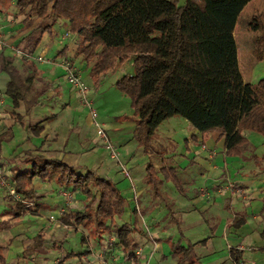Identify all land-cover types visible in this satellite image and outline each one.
Listing matches in <instances>:
<instances>
[{"label":"trees","instance_id":"obj_1","mask_svg":"<svg viewBox=\"0 0 264 264\" xmlns=\"http://www.w3.org/2000/svg\"><path fill=\"white\" fill-rule=\"evenodd\" d=\"M134 1L15 0L18 14L24 16L17 33H26L13 54L6 52V48L0 53V73L9 77L5 95L11 101V113L17 123L39 137L44 128L40 122L33 124L31 119L56 85L44 75L34 57L46 35L57 37L56 25L60 22L73 36L75 57H82L88 65L95 87L102 77L112 75L125 64L130 65L131 69L115 82L116 88L130 99L133 109L130 116H121V119L134 123L133 137L149 157L145 182L152 197L164 201L169 209L165 229L176 226L179 233L177 240L168 238L171 252L169 256L162 255L161 263L172 259L174 264H203L195 248L204 241L192 243L185 238L181 217L161 189L163 183L152 161L154 154L161 153L160 145L151 134V122L159 106L165 104L169 107L168 114H184L204 141L211 133H218L217 139L223 140L228 156H247L264 171V149L258 154L247 136L252 133L264 137V77L256 83L244 79L234 35L239 14L251 0H158L167 2L159 6L155 15L146 18L141 27L149 34L162 37L164 46L155 39L134 41L129 36L122 43H108L99 33V27L125 13ZM157 68L163 71L154 80L152 89L144 92L146 73ZM21 108H24L22 113ZM144 111L147 112L142 116ZM13 138L11 128L0 133V152L3 143ZM196 138L194 135L193 139ZM11 163L2 169L16 195L8 191L5 196L7 219L0 221V231L11 229L29 214L36 215L42 207L43 196L34 187L35 179L54 182L77 191L84 199L81 209L61 215L62 225L82 230L84 242L92 239L105 244L104 236L114 235L109 246L121 250L125 259L137 261L135 251L140 245L137 227L129 222L115 224L125 213L127 199L112 179L92 170L81 172L62 158L48 156L42 146L25 150ZM176 171L173 167L161 168L166 179L181 194H186ZM245 223V216H236L232 226L240 228ZM261 235L264 237V231ZM46 242L41 231L26 250L44 254ZM9 245L10 242L0 243V264H8ZM77 255L69 253L57 264H66ZM230 256L235 264L245 263L242 250L231 248Z\"/></svg>","mask_w":264,"mask_h":264},{"label":"crops","instance_id":"obj_2","mask_svg":"<svg viewBox=\"0 0 264 264\" xmlns=\"http://www.w3.org/2000/svg\"><path fill=\"white\" fill-rule=\"evenodd\" d=\"M5 2L6 0H0V4ZM240 26L250 29L251 32H256V40L263 43L264 0H251L244 7L239 14L234 35L236 29ZM46 37L49 36L46 35L43 38L36 56H44L47 53L48 55L43 62L49 63L43 66L50 67V62L56 54L52 51L41 50L46 47ZM236 42L238 58H240L237 38ZM1 51L2 48H0V53ZM57 61H59V64L55 65L64 69V57H59ZM77 63H75V66ZM263 63L264 54L256 61L250 81L247 82L256 83L264 77L252 81L255 73H264ZM44 73L56 85L55 91H51L46 96L47 100L51 98V100L58 99L62 101L70 95V92L61 86L63 78L66 79L65 69L57 73L55 68H52V70L50 69ZM79 75L89 84L92 92L93 82L89 74ZM105 77H102L100 83L103 82ZM8 80L9 77L6 73H0V98L5 100V106H8V103L11 102L5 95ZM71 90L75 99H72L67 106H65L66 104L61 105L62 103L59 104L56 110H60L61 113L55 112L56 115L52 120L40 122L44 128L43 132L39 137L33 135L31 146L24 148L22 153L25 150L42 146L48 156L62 158L66 162L77 166L81 172L92 170L101 176L112 179L127 199L125 213L121 219L115 220V224L129 222L137 227L136 237L140 245L135 251L137 261L134 262L136 264H174L172 259L161 263V257L162 255H170L171 249L168 238L173 237V240H177L179 239V233L176 226H172L169 230L165 229L168 213L165 209V202L155 200L145 182L146 166L149 158L145 154L144 148L134 140V123L127 121H125L126 123H117L112 125L111 131L108 132L107 130L114 144L118 148L122 147L124 155L120 160H112L107 150L104 153L109 157L108 162H104L103 159L100 161L95 160L90 153L96 149L98 143L94 144L88 141L86 143L85 140L80 138L81 118L78 110L84 105L80 102V96L76 88L72 86ZM10 105L12 106L11 103ZM65 112H68L69 117L67 122L68 131L75 133L73 137L61 136L57 127H54L57 123L67 121L63 120L64 118L60 119ZM146 112L144 111L142 116ZM90 115H92L91 111ZM156 119L155 113L151 122V134H154L157 138V135L164 133L173 137L177 136L175 135L176 130L184 127L185 141L193 135H196L199 139L198 143H195L197 146L190 143L188 151L185 147L181 153L173 150L170 155L174 156L175 163L181 165L186 171L184 172L185 185L192 188V192L196 191L190 193L188 197H184L183 203L176 205V211L181 217V229L185 238L192 243L204 241L195 248L201 262L203 264H235L230 256V249L237 248L244 252V264H264V237L261 235L264 231V171L262 168L249 160L247 156H228L223 140L217 139L218 134L216 136L209 135L208 139L203 141L201 134L190 126L186 118L177 113L168 114L158 128ZM3 121H5L3 126L6 127L0 133L11 128L14 134V138L8 142V146H10L16 141V130L20 124L14 123L8 114ZM32 123L36 124L39 121L34 123L32 119ZM76 134L79 135L75 136ZM247 136L257 147V153L261 154L264 149V137L259 138L253 136L252 133H248ZM5 152L6 149L3 143L0 152L1 162L8 163L3 169L12 164L11 160L15 156L22 154L16 152V154L10 156L9 154L6 155ZM192 158L194 159L192 163L194 162L196 166L188 170L186 166L189 159ZM125 166L128 174L123 170ZM0 169L2 170L1 167ZM232 174L236 175L240 181L233 182L234 186L229 187V184L225 185L227 183L226 177ZM34 187L43 196L41 200L42 207L37 214H29L11 229L0 231V243L10 242L7 253L8 264H55L73 251L78 255L68 259L65 262L66 264H133V261L124 258L121 250L109 246L110 241L112 242L115 239L114 235H105L104 239L107 241L105 244L96 243L92 239L84 242L82 240L84 233L82 230H75L72 227L62 225L60 217L63 213L79 210L83 206V197H78L79 200L75 203L73 201L69 203L65 198V191L73 192L74 197L80 195L77 191L60 187L54 182L43 183L39 179L34 180ZM167 188L173 190L171 187ZM238 188H241L244 194L237 193L235 190ZM1 201L4 208L0 210V221H3L7 219L5 215L7 205L5 198L1 197L0 193ZM238 204H242L243 207H237ZM235 206L238 210H235ZM229 211L232 215L229 214ZM51 216H54L57 220H51ZM236 216L246 217V223L240 228L232 226ZM41 231L45 233L47 240L45 243L46 253L28 252L26 248L33 243L35 236ZM256 237L262 240L261 245L253 243ZM183 244L185 245L186 241H183Z\"/></svg>","mask_w":264,"mask_h":264},{"label":"rangeland","instance_id":"obj_3","mask_svg":"<svg viewBox=\"0 0 264 264\" xmlns=\"http://www.w3.org/2000/svg\"><path fill=\"white\" fill-rule=\"evenodd\" d=\"M166 2L167 1L160 3L158 0H135L133 4L131 5V7L125 13L111 18L108 22L100 26L99 33L105 38V40L108 43H114V44L122 43L124 40V37L129 36L134 41L145 40V39H155L161 46H164V41L162 37H160L159 35H152V34L145 32L142 29L141 25H142V22L146 18L155 15L159 10V6ZM0 9H1L0 27L2 28V31H3L2 32L3 33V37H2L3 43L2 45H0V48L2 49L6 48L9 54H13L16 49V43L26 33V32L22 34L17 33V30L22 25V20L24 16L18 14V9L16 8V5H15V0H11V1L6 0L4 4H0ZM56 29L58 33L57 37L55 38L46 37V41H47V44L45 45L46 47H43L41 49L42 51L46 50L47 52L52 51L56 54V56L52 58L50 62L51 63L50 67L43 66V65L48 64L49 62H39L40 69H42L44 72H48L50 69L52 70V68L53 69L55 68V72L59 73L64 69H62L59 66H56L55 64H59V61H57L59 57H64V63L71 61L72 63L71 62L70 63L75 65V63L78 62L76 65L77 74H85V75L89 74L88 73L89 67L82 60V57H77V58L75 57L76 44L74 42V39L72 38L73 36L67 33L66 26L63 25L62 22H60L56 25ZM235 36L237 38L239 49H240L239 50L240 70L244 76V79L246 81H250L251 74H252L256 61H258L260 56L264 54V40H263V43H261V41H257L256 32H251L250 29L245 28L243 26H240L236 29ZM64 48H66L65 52L62 54H59L64 51ZM47 55L48 54L45 53L44 56L42 57L46 58ZM263 66H264V63H263ZM130 69H131V66L125 64L115 73H111L112 75H107L103 79V82L97 85V88H95L94 84H93L94 87L92 86V92H91L92 94L90 95L91 101H92V107L96 111L97 116L103 119L104 122H106L108 132L112 130L111 128L112 125L121 123V122L126 123L125 121H123V119H121V116H125V115L130 116L133 113L130 99L126 97L114 85L115 81L120 76L127 73ZM162 71H163V68H157V69L148 71L146 73L145 78H144V92H149L152 89L154 80L156 79L158 74H161ZM49 74H51V72H49ZM262 76H264V73L262 72H258L257 74L255 73L252 78V81H256L258 78ZM61 86L63 87V89L70 92V95L62 101L61 100L59 101L58 99L51 100V98L47 100V97L44 98L43 99L44 105L36 109L35 110L36 112L34 111V114L32 116L34 123L38 121L41 123L48 122L49 120L45 119L46 117H52L51 118L52 120L53 117H55L57 112L61 113L60 110H56L59 104L62 103L61 105L66 104L65 106H67L68 104L71 103L72 99H75L72 96L73 94L72 90L70 91L72 84L68 81L67 78L65 80L63 78V81L61 82ZM10 103H8V106H5L6 108L5 112L6 114L10 115L14 123H17V121L15 120L14 116L11 113L13 111V107L10 105ZM81 108H83L84 110ZM81 108H79L78 110L80 113L79 114L80 118H81V122H80L81 132H80V135L76 134L75 136L79 135L80 138L85 140L84 142L86 143L87 141L89 143H94V144L98 143L96 149L91 151L90 153L91 156L97 161H100L101 159H103L104 162H108L109 157L104 153L106 152V149L103 143L101 142V140L97 136L94 118L92 117V115H90V109L85 106H81ZM19 111L22 113L24 111V108H21ZM168 112H169L168 106H166L165 104H161L159 106L156 112L157 128L160 126V123L165 119V117L168 116ZM67 113L68 112H65L60 118L61 120L64 118L63 120H67V121L66 122L63 121L62 123H57V125L58 124L59 125L58 126L54 125V127L55 128L57 127L61 136L73 137L75 133H71L68 131L67 122L69 120V117ZM180 116L185 118L184 114ZM3 120L0 124V131H2L6 127V126H3L5 125L3 123L5 121ZM18 124L19 123H17V125ZM176 131L177 133H175V135L177 136H174V137L167 133H164L162 135L161 134L157 135L158 138H156V141L160 145L159 150L161 153L154 154L152 157V161L155 164L156 169H157V176L163 183L161 189H163L165 194L168 195V198L170 199L171 204H173L175 210L177 209L176 205L178 206L181 203H183L184 197H188L190 193H193V192L195 193L196 191L192 192V188L185 185V179H184L185 173L184 172L186 171H184L181 165L175 163L174 156H171L170 153L173 150L175 151L177 150L178 152L181 153V151H183L185 147L187 148L186 151H188V147L190 143L194 146H197V144L195 143H198L199 141L198 138H196V140L193 139L194 135L191 136L189 140L185 141L186 136L184 135L185 133L184 127H180ZM16 134H17L16 141H14L12 145L8 146L9 145L8 142L4 143L5 149H6V152H5L6 155L9 154L10 156H13L14 154H16V152L22 153L24 148L31 146V139L33 138V134L30 131H27L25 128L19 125L17 127ZM216 134L218 133H211L210 135L216 136ZM170 136L173 138H171ZM253 136H257L259 138L261 137L256 134H253ZM135 142L137 143L136 140ZM81 146L83 147V145ZM199 146H201V144H199ZM119 149L122 150V147H119ZM123 155H124V152L122 150V156ZM192 161H194L193 158L189 159V163L186 166L188 170L192 168L193 166H196L194 162L192 163ZM6 162H7V159H6ZM7 164L8 163H4L2 161V163H0V167L3 168L4 166H7ZM163 167L176 168L177 170L176 174L179 176L180 179H182L184 187L186 189V194H181L180 191L175 187L174 183L171 180L166 179L165 172H161V168ZM2 172H3V169H2ZM231 176L227 175L226 177L227 183L225 182L226 183L225 185L231 184L236 181H240L239 178L236 177V175L232 174ZM167 187H171L173 190H170ZM7 192H8L7 187H5L3 183H0L1 197L5 198ZM71 193L73 195V192ZM78 197L81 198L82 196L81 195H78L75 197L72 196V201L75 203L77 200H79ZM76 204L78 205L79 203H76ZM237 207H243V205L238 204ZM237 207L235 206V210H238ZM3 208H4V204H2V201H1L0 210ZM165 209L167 212L169 211L166 205H165ZM229 214H231V211H229ZM170 228H172V225L168 227L167 229L169 230ZM253 243L261 245L262 240L259 237H256L253 240ZM72 253H74V251Z\"/></svg>","mask_w":264,"mask_h":264},{"label":"built area","instance_id":"obj_4","mask_svg":"<svg viewBox=\"0 0 264 264\" xmlns=\"http://www.w3.org/2000/svg\"><path fill=\"white\" fill-rule=\"evenodd\" d=\"M0 23H1V16H0ZM2 28L0 27V45H2L3 40V33H2ZM17 54H20L19 51H17ZM37 61L43 62L44 58L42 56L37 57ZM64 69H65V75L68 81L72 84L73 87L76 88V90L79 93L80 96V102L88 107L91 111V114L94 118V123L96 126V133L98 138L101 140L103 143L105 149L109 153V156L112 160H120L122 158V151L114 144V142L111 140L106 124L103 119L97 116L96 111L92 107V101H91V87L87 82L83 80V78L77 74V69L76 66L71 64L70 62H65L64 64ZM5 100L3 98H0V124L2 120L6 117V112H5ZM123 170L125 171L126 174H128L126 166L123 167ZM0 183H3L5 187H7L8 191L12 195H16L15 190L11 186V184L7 181L4 173L0 169ZM233 183L229 184V187H233ZM239 194H244V191L241 188H238L235 190ZM65 198L67 202L71 203L72 202V193L70 191H65L64 193ZM33 203H29V206H32ZM51 220L56 221L57 219L54 216H51ZM133 264H136V262L133 261Z\"/></svg>","mask_w":264,"mask_h":264}]
</instances>
